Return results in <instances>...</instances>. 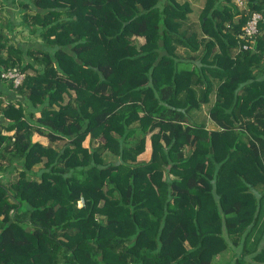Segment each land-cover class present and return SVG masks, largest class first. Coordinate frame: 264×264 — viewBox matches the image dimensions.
<instances>
[{
	"label": "trees",
	"instance_id": "16d2710c",
	"mask_svg": "<svg viewBox=\"0 0 264 264\" xmlns=\"http://www.w3.org/2000/svg\"><path fill=\"white\" fill-rule=\"evenodd\" d=\"M2 8L0 71L26 76L0 101V264H212L229 245L226 264H264V0H205L197 21L189 0Z\"/></svg>",
	"mask_w": 264,
	"mask_h": 264
},
{
	"label": "crops",
	"instance_id": "0c3cea01",
	"mask_svg": "<svg viewBox=\"0 0 264 264\" xmlns=\"http://www.w3.org/2000/svg\"><path fill=\"white\" fill-rule=\"evenodd\" d=\"M189 2L191 4V6L193 7L192 12L189 14V16L191 17L192 20H195L192 16L193 13L196 12L194 7L196 6V7H199L202 9L205 0H189ZM225 2L226 1H222V4H224ZM224 5H227V4H224ZM199 13H198V16H199ZM7 85H8V83L0 81V97H1L0 101L2 103V106L7 104L9 101L14 102L15 104H17L16 102H18V100H20L22 102L23 98L20 95L14 93L11 89H8L9 87H7ZM38 115H39V113H37V116ZM198 115H199V121L204 120V116H203L202 112H200ZM210 123H213L215 125L214 122H212L210 119H208L206 121V125L208 126ZM2 133L7 134V135H11L13 133V131L8 132V131L2 129ZM32 139H33V141H39L44 145H46L48 143L47 138L43 135L38 134V133H35L32 136ZM62 143H63V141L60 140V141H57L55 144L60 145ZM150 155H151L150 140H149V137H147L145 150L143 151V153H141L138 156V159L147 161V160H149ZM253 233H254V230H253V232H251L249 234V237L245 241V247H247L249 250H253L255 248L252 245V239L254 237ZM260 247H264V238L261 240V242L257 246V250ZM240 252H241V247L229 245L228 250L222 254L217 255L215 257V259L219 262V264H222V263L226 264L227 262H230L231 259H233V257L238 256L240 254ZM246 257H247V259H250V255H247Z\"/></svg>",
	"mask_w": 264,
	"mask_h": 264
},
{
	"label": "rangeland",
	"instance_id": "374dc122",
	"mask_svg": "<svg viewBox=\"0 0 264 264\" xmlns=\"http://www.w3.org/2000/svg\"><path fill=\"white\" fill-rule=\"evenodd\" d=\"M241 1H244V3H245V6H246V0H241ZM230 2H232L236 7H238V5H237V0H230ZM224 4H230V3H228V2H225ZM192 7V6H191ZM193 8V7H192ZM238 8H240V7H238ZM194 9H195V11L196 12H194L193 13V18L197 21V19H198V13L201 11L200 9L201 8H199V7H194ZM241 9V8H240ZM6 10L8 11V12H10L9 11V9L6 7ZM4 8H2V9H0V23L3 25V24H5V22H6V20L9 18V16H10V14H8L7 13V11H6ZM12 18L17 22V21H19L20 20V17H19V14L17 13V12H15L13 15H12ZM12 19V20H13ZM15 30H16V33H15V36H14V38H15V43L16 44H21V45H23V46H26V45H29V44H40L42 41H41V38L38 36V35H35V36H32V35H30L29 34V32H28V29L26 28V29H24L22 26H16L15 27ZM3 32L5 33V34H7L8 35V31H7V29L5 28L4 30H3ZM133 41H134V43L136 44V46H138V45H140L141 43H143V38L142 37H135L134 39H133ZM179 67H183V68H190L191 67V65L190 64H188V63H185V64H183V63H179ZM203 110H202V114H203V116H205L206 114H207V109H206V106H203V108H202ZM208 120V119H207ZM207 126V125H206ZM207 128L209 129V130H212V129H217V127H216V125H214L213 123H210L208 126H207ZM46 142V141H45ZM83 144H84V146H88V138H86L85 139V141L83 142ZM58 146H60L59 144H57ZM109 158L110 159H113L112 158V156H109ZM35 170H37V168L35 167ZM4 172H2V171H0V175L1 174H3ZM263 201H262V211L264 210V198L262 199ZM219 262L215 259V260H213V262H212V264H218Z\"/></svg>",
	"mask_w": 264,
	"mask_h": 264
},
{
	"label": "built area",
	"instance_id": "2783aa9c",
	"mask_svg": "<svg viewBox=\"0 0 264 264\" xmlns=\"http://www.w3.org/2000/svg\"><path fill=\"white\" fill-rule=\"evenodd\" d=\"M237 5L241 9L245 7L244 1L241 0H237ZM261 19H262V15L260 13L258 12L252 13L251 18L242 28L243 32L241 34V37H246V38L254 37L258 32V27H257L258 21ZM247 48L253 50L254 49L253 43H251L250 46L246 44L243 45V49H247ZM25 76L26 73L21 71L17 66L3 68L0 71V81L10 84L12 88H18L24 82ZM11 139L13 141L14 137H11ZM77 205L79 207H82L84 205V200L82 197L79 198Z\"/></svg>",
	"mask_w": 264,
	"mask_h": 264
}]
</instances>
